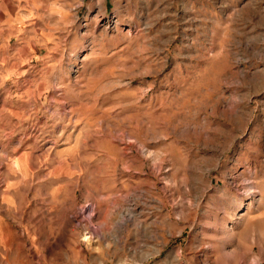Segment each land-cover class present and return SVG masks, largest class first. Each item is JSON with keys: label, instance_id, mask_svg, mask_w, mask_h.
I'll return each instance as SVG.
<instances>
[{"label": "rangeland", "instance_id": "obj_1", "mask_svg": "<svg viewBox=\"0 0 264 264\" xmlns=\"http://www.w3.org/2000/svg\"><path fill=\"white\" fill-rule=\"evenodd\" d=\"M0 264H264V0H0Z\"/></svg>", "mask_w": 264, "mask_h": 264}]
</instances>
